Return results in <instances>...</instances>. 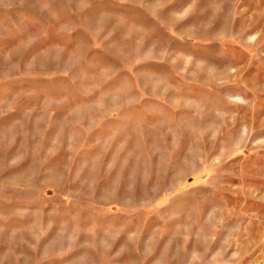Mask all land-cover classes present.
<instances>
[{
    "label": "rangeland",
    "instance_id": "1",
    "mask_svg": "<svg viewBox=\"0 0 264 264\" xmlns=\"http://www.w3.org/2000/svg\"><path fill=\"white\" fill-rule=\"evenodd\" d=\"M0 264H264V0H0Z\"/></svg>",
    "mask_w": 264,
    "mask_h": 264
}]
</instances>
